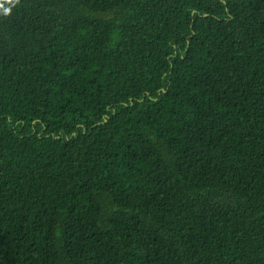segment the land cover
<instances>
[{
  "label": "trees",
  "instance_id": "trees-1",
  "mask_svg": "<svg viewBox=\"0 0 264 264\" xmlns=\"http://www.w3.org/2000/svg\"><path fill=\"white\" fill-rule=\"evenodd\" d=\"M0 264H264V0H0Z\"/></svg>",
  "mask_w": 264,
  "mask_h": 264
},
{
  "label": "water",
  "instance_id": "water-1",
  "mask_svg": "<svg viewBox=\"0 0 264 264\" xmlns=\"http://www.w3.org/2000/svg\"><path fill=\"white\" fill-rule=\"evenodd\" d=\"M107 121V120H106Z\"/></svg>",
  "mask_w": 264,
  "mask_h": 264
}]
</instances>
